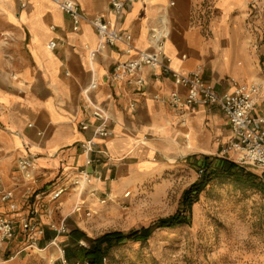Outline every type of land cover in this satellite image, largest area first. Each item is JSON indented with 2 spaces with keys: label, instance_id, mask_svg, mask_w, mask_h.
<instances>
[{
  "label": "crops",
  "instance_id": "0c3cea01",
  "mask_svg": "<svg viewBox=\"0 0 264 264\" xmlns=\"http://www.w3.org/2000/svg\"><path fill=\"white\" fill-rule=\"evenodd\" d=\"M76 1L88 19L103 15L117 31L131 34L136 49L152 48L150 27L165 16V51L173 66L187 73L203 65L205 78L222 92L230 89L231 77L262 82L254 112L264 115V28L250 18V0H122L125 7L119 15L112 0ZM100 41L90 22L74 30L71 18L53 0H0L2 187L13 190L18 208L29 205L26 212L37 213L43 221L54 214L67 232L82 228L81 213L74 214L75 169L86 165L89 200H106L136 184L168 139L181 133L189 138L193 131L217 150L231 137L230 124L216 107L201 105L181 122L182 113L168 99L172 91L183 89L160 69L143 71L141 93L113 79L124 43L100 46ZM93 82L95 88L90 87ZM90 101L109 117L111 134L96 139L95 151L88 154L80 145L93 137L98 124ZM82 122L89 127L82 129ZM23 141L37 153L36 182L27 180L18 167ZM56 186L66 190L51 200Z\"/></svg>",
  "mask_w": 264,
  "mask_h": 264
},
{
  "label": "rangeland",
  "instance_id": "374dc122",
  "mask_svg": "<svg viewBox=\"0 0 264 264\" xmlns=\"http://www.w3.org/2000/svg\"><path fill=\"white\" fill-rule=\"evenodd\" d=\"M249 12L250 18L257 20V27L263 29L264 0H250ZM260 36L264 38V30ZM219 150L201 141L193 131L189 138L181 133L161 145L156 159L143 168L136 184L113 193L105 202L98 198L89 200V185L85 183L80 195L84 200L82 211L74 214L81 213V230L88 237L134 233L144 226L152 228L147 240H126L109 251L103 248L102 253L95 251L88 257L102 259L104 264H264L263 190L232 177L211 178L191 209L181 204L184 190L201 179L199 164L205 157L217 163L222 158ZM241 166L264 184L261 168ZM88 209H92L90 215L86 214ZM26 211H30L29 205L21 204L12 211L8 203L0 202L1 213L16 220L33 217L44 229L43 234L31 235L36 244L28 248L25 247L30 242L24 237L13 240L0 264H64L66 246H89L87 240H72L66 229L58 232L60 221L54 214L49 221H43L36 217L37 213ZM176 212L186 217L187 223L159 226Z\"/></svg>",
  "mask_w": 264,
  "mask_h": 264
},
{
  "label": "built area",
  "instance_id": "2783aa9c",
  "mask_svg": "<svg viewBox=\"0 0 264 264\" xmlns=\"http://www.w3.org/2000/svg\"><path fill=\"white\" fill-rule=\"evenodd\" d=\"M72 20L74 30H79L84 22H90L101 38L100 46L106 44L124 43L123 57L114 65L111 75L113 79L120 80L124 84L133 85L138 93L145 87V79L142 75L145 69H160L169 75L175 83L180 85L183 92L174 90L171 92L169 105L182 113V121L190 115H194L201 105L207 109L216 107L220 109L227 118L231 137L220 146L219 154L222 157L233 160L240 165H253L264 171V115H256L255 107L257 99L261 93L263 83L260 81H241L236 77L229 80L230 89L227 91L217 90L204 76V66L199 64L187 73H183L173 66L172 58L166 53L165 47L169 36L168 21L166 17H160L158 24L151 25L149 41L151 49H136L132 44L131 34H123L112 27L110 21L103 15H95L92 19L85 17L76 0H53ZM130 1V0H126ZM112 7L116 14H121L125 7V1L112 0ZM96 51L91 52V58L95 57ZM91 88L96 87V83H91ZM92 103V115L97 118L98 124L95 126L92 138L81 143L84 152L90 154L95 151L96 139L107 137L111 133L108 128L109 117L105 111L97 104ZM206 122V119H204ZM82 129H87L89 124L81 123ZM22 150L18 157V167L25 178L36 182L35 160L37 153L29 150V144L23 141ZM99 152H106L102 149ZM92 160L88 159V163ZM71 183L78 193V201L74 211L81 212L84 200L81 193L85 183L90 182L89 172L86 165L83 168L75 169L71 176ZM64 186H56L51 192V200H58L65 192ZM129 193H126L127 197ZM12 189L2 187V177L0 175V202L8 203L12 211L18 209V204L14 201ZM105 202V199L99 200ZM92 209L86 211L91 214ZM58 232L65 231L62 227ZM44 233L32 217H23L16 220L15 217L0 212V260L5 257L9 244L19 238L24 237L29 244L28 248L36 244V240L31 236L33 233ZM9 250V249H8ZM53 264V263H50ZM64 264H68L64 260ZM73 264H81L79 261Z\"/></svg>",
  "mask_w": 264,
  "mask_h": 264
},
{
  "label": "trees",
  "instance_id": "16d2710c",
  "mask_svg": "<svg viewBox=\"0 0 264 264\" xmlns=\"http://www.w3.org/2000/svg\"><path fill=\"white\" fill-rule=\"evenodd\" d=\"M214 162L210 161V157H205L199 164L201 179L198 182H193L184 190L181 198V204L184 207L191 209L193 203L198 199L200 192L205 188L211 178L232 177L243 184L257 186L264 191V184L256 181V175L245 170L244 167L235 161L222 157L217 160V163ZM182 223H187V218L182 216L180 212H176L161 221L159 226L166 225L167 227H175ZM151 229L150 226H144L139 232L120 233L116 235L104 234L96 238H90L84 231L75 228L68 232L67 235L76 242H80L83 239L87 240L89 246L79 245L74 248L72 245H68L64 248V256L69 264L77 261L83 264H104L102 259L98 261V259L90 258L88 255L95 251L102 253L103 248H105V251H109L115 245H119L126 240H147L151 234Z\"/></svg>",
  "mask_w": 264,
  "mask_h": 264
},
{
  "label": "bare ground",
  "instance_id": "6f19581e",
  "mask_svg": "<svg viewBox=\"0 0 264 264\" xmlns=\"http://www.w3.org/2000/svg\"><path fill=\"white\" fill-rule=\"evenodd\" d=\"M189 146H191L190 144H188ZM208 146H206V148H207Z\"/></svg>",
  "mask_w": 264,
  "mask_h": 264
}]
</instances>
